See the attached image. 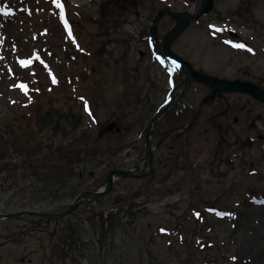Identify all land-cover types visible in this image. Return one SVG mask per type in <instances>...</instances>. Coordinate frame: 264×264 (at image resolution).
<instances>
[{"label":"rangeland","instance_id":"obj_1","mask_svg":"<svg viewBox=\"0 0 264 264\" xmlns=\"http://www.w3.org/2000/svg\"><path fill=\"white\" fill-rule=\"evenodd\" d=\"M67 1L72 6L86 10L92 17L90 24L74 18L81 34L94 44L93 49L89 52L98 69L99 79H102L104 83L106 90L103 91V95L104 97L108 96V105L114 107L116 111L119 110V104L125 107L129 105L128 102L132 106L131 108L140 106L139 109H143L148 103L155 108L161 105L165 94L162 87L153 88L151 92L147 93L150 95H146L133 105L131 103L134 93L126 92L133 86H129L130 77L127 71L123 70H126L129 65L132 66V62L139 60V64L149 69L146 76L149 81L142 82L147 90H149L151 82L158 79L156 72L158 67L150 56L138 58L142 49L139 41H131L130 59L121 58L124 45L127 44V37L137 34L140 28L138 26L143 22L137 14L133 15L137 12V5L143 0ZM147 1L161 4L157 0H144V2ZM172 1L174 0H168L167 4H171ZM232 1L219 0L218 8H224L226 5L230 8L231 4L233 5ZM0 4L3 6V10L0 11V127L13 126V130L16 132L23 127V119H19L22 117H26V120L33 119L35 111L33 106L30 107L32 99L26 96V90L22 87L26 86L22 80L30 73V71L26 72V64L22 62H32L31 54L33 52L40 50L44 52L47 46H51L54 37L51 34L47 36L45 34L46 30L53 27L57 32L58 23L56 20L60 16V7L57 6V0H0ZM261 18L264 23V11ZM231 19V15H225L226 23L222 24L223 26L219 23L218 26L224 28L232 26L230 28L235 29V35L245 34V38H249L247 29L241 33L242 28L232 23ZM127 24H131L128 29ZM262 27L264 29V26ZM224 34L226 33L224 32ZM251 39L255 40V38ZM83 47L87 49L85 44ZM253 51L256 55L260 54L256 47L253 48ZM55 52L60 53V50L56 49ZM259 60L263 59L259 58ZM45 64L49 65L47 60H45ZM212 65L214 63H211ZM52 66H56L54 60ZM52 66L50 67L54 69L55 67ZM254 72L257 76L264 78L263 61L258 63V68H255ZM83 73L82 66H75L74 77L78 79ZM45 75L43 80L48 86L49 93L45 91L44 96L48 101L54 102L59 91L57 88L52 89L53 85L47 82L49 80L47 73ZM26 82L30 84V81L26 80ZM78 89L76 90L78 91ZM135 90H137L136 85ZM122 96L127 100H123ZM237 98L238 102L246 104L247 98L242 95ZM100 102L101 100L92 101L91 112L97 118L100 129H104L105 125L103 124L107 121L108 113L105 114L103 109L108 106L100 104ZM85 103L87 100H80V104ZM23 104H25L24 108ZM55 106L58 113L64 114L62 105L55 102ZM238 118L247 124L259 118L264 126V107L250 103ZM32 126L37 128L35 124ZM98 126L88 129L91 137L87 141H83L79 135L75 134L69 139L60 137L58 140L72 141L77 148L85 147L87 143L92 145L97 139L92 135L96 134L93 130ZM204 128L201 137H209L207 144L210 145L216 136H210V132H206ZM256 128L257 126L253 129L245 128V125L241 123L232 127V130L238 134L239 140L237 149L233 150L234 155L225 152L216 164L204 166V170L200 173L198 171L201 166L191 171L187 170L183 174L178 169H173L169 164L163 169L159 167L143 180H116L112 193L109 195H112V198L107 201H112L118 193H136L137 196L139 195L135 201L136 216L131 222L124 221L123 227L118 228L113 237L106 240L103 248L98 241L97 234L92 232L90 227H81L82 250H70L65 264H72L74 259L77 264H152V262L184 264L187 261V251L185 248H181V238H179L180 236L176 237L178 236L176 229L181 230L187 240L196 241L199 237L201 238L200 243L213 242L214 246L210 248V251L205 254L200 252L197 255H192L197 264H203L204 261H211L213 264H250L249 260L253 251L249 253V240L246 238L251 234L264 236V202L249 204L243 202L242 198L245 188L249 187L248 185L264 189V140L256 141L252 148L246 149L242 148V142H244L245 136L256 139L254 132ZM243 130L246 132L242 133ZM257 131L264 137V130L258 129ZM138 132L140 131L138 130ZM43 133L48 137L45 131ZM133 134L124 140L118 138L117 135L111 139L113 142L125 141L131 144H141V141H135L137 137ZM100 136L102 135L100 134ZM105 138L108 141L111 140L110 137ZM105 141L101 138L96 145L105 146ZM203 146L204 144L194 145L195 149L192 150L197 151L200 155H209L213 159L214 151L210 148L205 150L202 148ZM132 149V152L128 153H132L129 158H125L128 149L122 152L121 159L118 160L119 164L121 161L127 167L132 166L131 164L139 155L137 149L134 150V147ZM97 156L101 159L96 160ZM233 157L236 159V164L227 166L226 160L233 159ZM96 158H88L85 161L87 169L85 173L92 172L93 176L87 175L80 180L78 174H75L76 177L69 186L79 189V192L84 189L91 190L94 186L101 185L100 188L105 186L103 183L105 169L99 164L102 161V155L97 154ZM25 161L21 154L12 151L9 153L7 164H22L25 167L23 164ZM177 165L180 168V162H177ZM252 170L257 174L254 175ZM9 176L3 172L0 173V215L26 210L58 212L70 206L74 200L73 196H67L70 191L65 188H62L63 199L53 200L49 194L40 198L34 196V198L33 192L36 191L37 186H33L32 180L26 181L24 172L18 174L15 171L13 180ZM158 185L162 192L165 193L169 190L171 195L163 197L158 194ZM198 210H205L209 226L196 228L195 212ZM230 210L238 212L241 216L237 219L233 215L234 213L228 212ZM56 227L57 225L53 223L33 226V222L26 217L18 220H0V264H49L50 232H53ZM60 229L61 225L58 226V230ZM194 229H196V233H194ZM260 248L262 250L261 245ZM259 258L260 263L257 260L258 264H264V250Z\"/></svg>","mask_w":264,"mask_h":264},{"label":"bare ground","instance_id":"obj_2","mask_svg":"<svg viewBox=\"0 0 264 264\" xmlns=\"http://www.w3.org/2000/svg\"><path fill=\"white\" fill-rule=\"evenodd\" d=\"M246 240H249V253L253 251L252 256L250 257V261L251 263L253 262V264H258L257 260L259 261L260 259L259 255L262 253V250H264V236H255L254 234H251V236H247ZM260 245L262 246V250L260 248ZM255 247L257 248L253 250Z\"/></svg>","mask_w":264,"mask_h":264},{"label":"snow or ice","instance_id":"obj_3","mask_svg":"<svg viewBox=\"0 0 264 264\" xmlns=\"http://www.w3.org/2000/svg\"><path fill=\"white\" fill-rule=\"evenodd\" d=\"M57 6H58V7H62V5L59 4V0H57ZM234 46H235V47H238V48H242V47H244L243 45H234ZM249 51H251V50L249 49ZM22 63L27 64L28 62H27V61H24V62H22ZM22 87H24V86H22Z\"/></svg>","mask_w":264,"mask_h":264},{"label":"trees","instance_id":"obj_4","mask_svg":"<svg viewBox=\"0 0 264 264\" xmlns=\"http://www.w3.org/2000/svg\"><path fill=\"white\" fill-rule=\"evenodd\" d=\"M4 146V144H3V142L2 143H0V148L2 149V147Z\"/></svg>","mask_w":264,"mask_h":264}]
</instances>
